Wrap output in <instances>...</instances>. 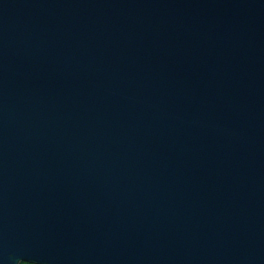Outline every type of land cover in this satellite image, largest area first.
<instances>
[{
    "label": "water",
    "instance_id": "1",
    "mask_svg": "<svg viewBox=\"0 0 264 264\" xmlns=\"http://www.w3.org/2000/svg\"><path fill=\"white\" fill-rule=\"evenodd\" d=\"M264 264V0H0V264Z\"/></svg>",
    "mask_w": 264,
    "mask_h": 264
},
{
    "label": "trees",
    "instance_id": "2",
    "mask_svg": "<svg viewBox=\"0 0 264 264\" xmlns=\"http://www.w3.org/2000/svg\"><path fill=\"white\" fill-rule=\"evenodd\" d=\"M20 264H33V263H29V262H22Z\"/></svg>",
    "mask_w": 264,
    "mask_h": 264
}]
</instances>
